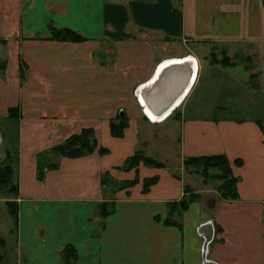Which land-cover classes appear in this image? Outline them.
<instances>
[{
  "label": "crops",
  "instance_id": "1",
  "mask_svg": "<svg viewBox=\"0 0 264 264\" xmlns=\"http://www.w3.org/2000/svg\"><path fill=\"white\" fill-rule=\"evenodd\" d=\"M49 25L74 31L85 41H54ZM207 46L224 47L230 65L210 60ZM263 48L264 0H0V58L5 63L0 116L7 117L10 108L20 111L17 222L12 234L13 223L0 200L5 241L0 264H264L263 121L262 132L256 120L178 112L172 125L180 126L183 157L223 154L242 165L231 167L239 179L237 200L218 201L213 216L192 203L174 226L165 223L167 204L183 196L181 181L164 169L142 165L137 171L114 169L140 143L133 131L140 117L129 116L124 137L112 138L105 108L95 119L70 115V106H126L127 95L140 107L145 124L155 126L196 102L197 89L219 77L256 94L250 82L260 72L233 57L244 53L253 63ZM191 56L197 69L189 91L164 121H152L138 89L163 62ZM87 127L94 129L99 146H112L110 153L61 157L57 168L38 180L37 155ZM249 167L252 173L246 175ZM106 172L118 181L137 175L138 183L118 191L112 212L99 220L96 205L105 202L100 181ZM152 177L158 181L142 193L143 180ZM204 237L210 239L207 262ZM65 246L76 251L72 263L60 256Z\"/></svg>",
  "mask_w": 264,
  "mask_h": 264
},
{
  "label": "rangeland",
  "instance_id": "2",
  "mask_svg": "<svg viewBox=\"0 0 264 264\" xmlns=\"http://www.w3.org/2000/svg\"><path fill=\"white\" fill-rule=\"evenodd\" d=\"M205 50H206V54L210 56V60L214 58L215 60L220 62L221 65H227V64L230 65V61L232 59H229L227 57L228 53L226 52L224 47L207 46ZM233 59L237 63H240L241 65L245 66L246 68L253 67L254 69L252 72L255 73L260 72L259 74H261V76L256 75L255 78H252L250 82L252 87L256 89L257 91L256 94L253 92L246 93L245 90L242 88L241 84L236 85L231 81H228L226 79L224 80L223 78L219 77L216 78V80L214 78L211 79L210 81L207 80L208 81L207 84L197 89L195 96L198 97V99L196 102L189 103L186 106H181V108L178 109L167 122L162 124H156L155 126H149L145 124L144 119H142L143 115L140 114V107L134 106L132 103L133 102L132 99L129 102L128 101L129 96L127 95H124V99H126L124 105L126 104V106H70V115L73 116L75 113L79 112L78 116H80L81 119L82 118L86 119L89 117L95 119L98 118L96 116H101L103 114L102 109L105 108L107 110L106 122L108 124L107 130L109 132H110V124L114 123L118 127L121 124L119 120L120 116L121 117L124 116L126 118L125 122L127 123V127L123 130L122 137H124V133L127 131V129L130 128L129 120H128L129 116L135 115L140 117V119H138L139 123L136 124L135 127H133V131H136L139 134V138L141 139V141L139 144H137V146L135 147L136 149L131 156L137 154V157H135V159L148 158L155 160L156 162L161 163L163 167L156 168L153 166H146L144 165L142 160H139L141 162H139L137 166L131 169L125 170L126 168L125 162H123L122 165L115 167L114 169L119 172L129 171L133 169L136 170L139 165L153 169H164L165 172L167 171L170 172V174H172V177L182 182L183 196L180 198V200L184 198V194H185L184 188L188 187L190 189V192L186 193L185 199L189 200L195 195L197 200H195L193 203L195 202L199 203L204 213H206L208 216H213V210L215 209V204L218 201H221L216 191V188L221 184V181L218 180V178L214 177L216 176V174L218 175L219 173L216 170H209L207 174L204 175L202 174L199 167L197 168L191 164L187 166L185 165V161L190 157L188 158L183 157L181 150L180 126L178 125L173 126L172 122L174 121L175 116L176 119L179 118L178 116L180 112L181 113L185 112L187 117H206L212 119L232 118V119L246 120V121L256 120L260 130L263 132L261 121H263L264 124V48L262 51V57H260L259 60L258 59H256V61L254 60L253 63L250 58L244 55V53L234 54ZM0 65L5 66L4 60L1 58H0ZM4 69L5 68L0 69V73H2ZM120 111H122L123 113L122 115L119 114ZM6 114L8 115L7 117H5V115L3 117L0 116V168L2 166L7 165L10 167L11 170V179L9 183H7L5 185V188L3 189L0 187V200L1 202H4L5 205L8 202L16 203L15 202L16 198H14L13 190H14V186L16 185V178H17L16 176L17 175L16 167L18 161L17 124L20 118V111L16 110L12 112V114L6 112ZM87 128H91V127H87ZM134 128L136 130H134ZM81 130L72 135L80 134ZM164 135L166 136L165 139H164ZM97 137L98 136L94 131V138L97 140V145H98ZM65 140L59 143L58 145L63 144ZM106 147L107 148L98 145V148H104L107 151L105 153H100L97 148L96 150L98 151V154L101 156L108 155L110 153L108 147L110 146L106 145ZM110 148L113 149L112 146ZM50 149H48L47 151H43L37 155L36 157L37 168H38L37 175H38V170L40 169L44 177V173L46 172V170L51 169L49 165L56 164V162L61 158V156L55 154L54 152H49ZM230 165L231 167L233 166L238 167V163L236 164L235 160L232 163H230ZM246 172L248 173L246 175H250V173H252L250 167L247 168ZM43 177L41 178V180L43 179ZM145 180H143L142 182V189H141L142 193H144L143 183ZM100 183H101L102 193L105 202L97 203L96 217H98L99 220H102L101 213H99V209L101 207L100 205L105 204L106 211L112 210L114 205L113 200L116 196V193L118 191L130 189L135 185H137L138 176L136 175L135 178L131 181H118L115 177L111 176L110 172H106L102 175ZM179 206L177 205V208ZM177 217H178L177 212H175L174 219H176L179 222ZM2 218H3V213L0 210L1 223H3ZM11 221L13 223L12 218ZM0 232L3 233V227L2 228L0 227ZM13 232H14V225L12 224L11 233L13 234ZM4 249L5 246L0 248L1 256L3 255Z\"/></svg>",
  "mask_w": 264,
  "mask_h": 264
},
{
  "label": "trees",
  "instance_id": "3",
  "mask_svg": "<svg viewBox=\"0 0 264 264\" xmlns=\"http://www.w3.org/2000/svg\"><path fill=\"white\" fill-rule=\"evenodd\" d=\"M49 29L51 32V39L58 42H71V43H81L85 41V39L77 34L74 31L65 28H56L52 25H49ZM4 66L0 65V69H3ZM20 77L23 79V72L20 70ZM18 110L17 108H10L8 113L12 114V112ZM175 113V112H173ZM11 117V116H10ZM121 124L117 127L114 123L110 124V133L114 138H121L123 136V130L127 127L126 118L123 116L119 118ZM98 148L97 140L94 138V131L91 128H84L81 130L80 134L72 135L67 138L65 142L61 145L53 147L49 152H54L55 154L65 157V158H81L85 155L92 154ZM100 153L107 152L104 148H98ZM137 154L134 156L128 157L124 162L126 165L125 170L131 169L138 165L139 160H142L144 165L153 166L156 168H162L163 165L155 160L144 158V159H135ZM235 163H238V167L242 165V161L240 159H236ZM193 165L195 167H199L202 174L206 175L209 170H216L219 174L214 176L221 181V184L217 186L216 191L221 200L234 201L238 199V191L237 184L239 179L233 175L232 168L229 160L223 154H215L208 156H199V157H190L185 161V165ZM51 169H56L57 164L49 165ZM38 169V168H37ZM43 177L40 169L38 170L37 179L41 180ZM11 179V170L9 166H2L0 168V187L3 189L5 185L9 183ZM157 177H153L150 179H146L143 183V192L146 193L150 186L157 182ZM14 198H17L18 190L17 186H14L13 190ZM184 198L179 202H171L167 204L168 207V218L165 223L168 225L179 226V222L174 219V213L177 212V215L180 216L183 211H185L190 204H192L195 200H197L196 196L190 198L189 200L185 199V195L187 192H190L188 187L184 188ZM180 203V204H177ZM7 209L9 216L13 219L14 228L17 222V205L14 202H8ZM177 205L179 206L177 208ZM99 209V213H101V218L104 219L107 217L112 210L106 211L105 204H101ZM5 246V241L0 237V248ZM60 256L66 263H72L76 257V251L73 247L65 246L60 251ZM3 257L0 253V262Z\"/></svg>",
  "mask_w": 264,
  "mask_h": 264
},
{
  "label": "bare ground",
  "instance_id": "4",
  "mask_svg": "<svg viewBox=\"0 0 264 264\" xmlns=\"http://www.w3.org/2000/svg\"><path fill=\"white\" fill-rule=\"evenodd\" d=\"M197 64L194 57L168 60L160 64L145 85L138 89L144 113L154 122H162L183 100L194 82ZM163 101L158 108L153 103Z\"/></svg>",
  "mask_w": 264,
  "mask_h": 264
},
{
  "label": "water",
  "instance_id": "5",
  "mask_svg": "<svg viewBox=\"0 0 264 264\" xmlns=\"http://www.w3.org/2000/svg\"><path fill=\"white\" fill-rule=\"evenodd\" d=\"M162 103H163V101H157V102H155V103H153V106H155V108L157 107H159V106H162ZM120 115H122L123 113H122V111H120V113H119ZM208 225H209V223H207ZM205 238V244H204V247H205V245H206V247L204 248L203 247V260H204V262H207L206 260H205V253H206V249H207V244L209 243V241H210V239L208 238V237H204Z\"/></svg>",
  "mask_w": 264,
  "mask_h": 264
}]
</instances>
